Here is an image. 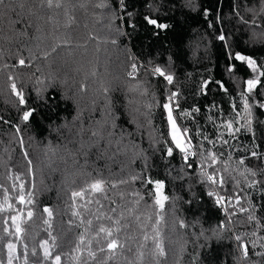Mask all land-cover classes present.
Wrapping results in <instances>:
<instances>
[{
  "label": "trees",
  "instance_id": "1",
  "mask_svg": "<svg viewBox=\"0 0 264 264\" xmlns=\"http://www.w3.org/2000/svg\"><path fill=\"white\" fill-rule=\"evenodd\" d=\"M101 2L106 6L99 7ZM262 8L264 0H62L60 7L55 0L52 7L46 0H4L0 261L8 264L11 242L12 264H55L56 255L61 264H264V256L256 254L264 252V77L246 93L245 82L256 73L235 59L240 53L258 66L264 61ZM146 18L169 27L156 28ZM133 63L137 71L128 76ZM157 66L174 76L172 83L153 73ZM9 76L26 105L12 93ZM173 92L179 104L174 117L197 153L187 159L171 138L163 108ZM29 109L35 111L25 122L22 115ZM227 121L233 122L231 132ZM211 153L215 163L206 159ZM217 170L223 185L203 175ZM97 179L106 182L103 193L72 198ZM155 181L163 182L161 191L169 197L163 209L155 202ZM210 191L224 196L225 204H217ZM20 213L16 223L23 231L17 234L11 217ZM101 226L113 229L121 244L112 259L111 237L97 235ZM156 227L166 256L154 255ZM235 235L249 245L246 259ZM44 240L49 258L43 255Z\"/></svg>",
  "mask_w": 264,
  "mask_h": 264
},
{
  "label": "snow or ice",
  "instance_id": "2",
  "mask_svg": "<svg viewBox=\"0 0 264 264\" xmlns=\"http://www.w3.org/2000/svg\"><path fill=\"white\" fill-rule=\"evenodd\" d=\"M46 3L49 7L53 6L54 0H46ZM62 3V0H55V6L56 7H60ZM123 3V0H121V4ZM4 4V0H0V5ZM106 5L101 2V4L99 5V7H105ZM261 11H264V8L261 9ZM147 22L153 26H155L156 28L159 29H167L169 27L168 24L165 23H159L157 19H152V18H146ZM253 23H255V21H253ZM255 35V33H254ZM264 35V34H262ZM220 40H225L224 36H220L219 37ZM115 42V41H113ZM52 51H55V47L52 49ZM43 55L45 57H47L48 55H50L49 52H44ZM235 59L239 60V61H243L247 64V66L252 70V72L256 73V76L254 78H250L246 80V93H251L253 92L254 89L257 88L258 85H261V77H264V61L261 62V64L258 66L257 61L255 59H253L251 56H245V55H241L240 53H236L235 54ZM20 65H24L25 64V60L24 59H20L19 60ZM233 69L230 68L229 71H232ZM137 71V65L135 63H133L131 65V71H129L127 73L128 76H134L135 73ZM153 73L154 74H158L159 76L165 78L167 80L168 83H172L174 80V76L169 73L166 72V70L164 68H161L159 66L155 67L153 69ZM9 80L12 81L10 84V88L12 93L18 98V103L20 105H26L27 101L25 100V95L24 92L19 90L17 88L16 82H15V78L9 76ZM37 83H39V81H37ZM219 84V86L221 88H223V90L225 92H227V89L224 88V85L222 82H217ZM209 84V81H205L204 85H203V89H206L207 86ZM103 91L105 93H107L109 91V89L107 87L103 88ZM246 93H241L242 96H246ZM178 93H171L168 98H167V102L163 104V108L167 110V116H168V121L171 125V135H172V140L175 141L176 143V147L180 149L181 152L185 153V159H187V153L189 152V149H192L194 147V145H192L191 143L187 142L185 139H183L184 133L181 131V129L179 128V126L177 125V121L175 119V117L173 116V101L177 98ZM215 106V105H213ZM261 107H264V104L260 105ZM176 108H179V104L177 103L175 105ZM233 107H235V105H233ZM34 109H29V110H25L23 112L22 115V119L23 121L27 122L29 121V119L33 116L34 113ZM195 111H199V109H195ZM244 111L247 113V118H248V123H247V127L249 130H251V124L252 121L250 119L252 113H251V106L248 103V100L245 99V103H244ZM182 115H188L185 113H181ZM237 115H239V113H237ZM226 127L229 129V131L231 132L233 130V122L232 121H227L226 122ZM17 132L20 131L19 127L17 126L16 129ZM186 131V130H185ZM236 132L240 131L239 128L235 129ZM93 135H97V133H93ZM22 143V140H21ZM224 143H227V141H224ZM168 154L171 155L172 154V149L169 148L168 149ZM197 153L195 151L191 152V155L195 156ZM25 156H27V152L24 153ZM253 156H257L258 153L256 152H252ZM206 159H211L213 163L216 162L217 157L215 153H211L210 157H207ZM29 164H31V161H28ZM241 163H243V161H241ZM191 166V165H189ZM255 173H253L254 175ZM203 175L206 177V179L208 181L211 182V184L215 185V184H219V185H223L225 184V177L222 174L218 175V170L214 171L212 174H208L207 172H204ZM132 180H136L138 179V177L133 176L131 177ZM128 181L125 180H121L119 181V183L124 184L127 183ZM105 181L103 179H97L94 182H92L91 184H88L86 188H82L80 191H74L72 192V198L75 199L77 197H84L85 196V192L87 191H91L93 193H103L105 191L104 185H105ZM149 183H152V181H149ZM0 187H3L2 185H0ZM21 189H23V184L20 185ZM164 185L162 181H155V188H156V204L163 209L164 208V204L165 201H167L169 199L168 196L164 195L163 192L161 191L163 189ZM6 191V190H5ZM209 196H215L216 197V203L223 206L225 204V197L218 195L215 191H210L208 193ZM239 197H236V203L237 205H239ZM19 200L21 203H25V198L24 195L21 194L19 196ZM28 202H31V200L29 199ZM8 207H11V204L8 205ZM0 211H3V207L0 206ZM45 212L48 213V216L51 217L52 212L51 209L45 208L44 209ZM112 211H115V209H112ZM225 211L227 212V208H225ZM239 211L240 212H246L248 211V209L244 208V207H239ZM23 215V213L18 214L17 216H12L11 219L14 223H16L17 221L20 220L21 216ZM74 215H79L78 212L74 213ZM33 216V212L31 210H29L27 212V217L30 219ZM150 219V217H149ZM249 219H254V217L249 216ZM163 220V216H160L159 219L156 221V224L159 225L160 221ZM45 223H48V221H45ZM87 223L89 225L92 224L91 220H88ZM120 221L117 220L116 224L119 225ZM179 224L181 227H186L185 223L183 220L179 221ZM5 231H7V229H5ZM15 231L17 234L21 233L23 231V229L20 227L19 223H16V228ZM155 231V235L153 236V241L155 243V250H154V255L156 256H166L167 253L165 251V247H164V241L162 238V234L159 230V227H156L154 229ZM116 232H119V228L116 229ZM100 233H105L106 234V238L107 237H111V239L109 240V242L107 243V249L109 251V256L108 259H112V257L115 255L116 250L118 248L121 247V244L119 242V240L117 238H115L113 236V229L111 228H105L103 226L100 227L99 232L97 233V235H99ZM253 235H255V233H253ZM53 240H55V237H52ZM81 241H83L84 237L81 236L80 237ZM145 240H148V236L145 235L144 236ZM234 239L237 241L238 247L241 250V258L246 259L249 255V245L247 242H245L244 237L242 235H235ZM91 243V242H89ZM252 246L255 247L256 246V241L253 240L252 242ZM262 248H264V244L260 245ZM27 246L25 245V248ZM41 247L44 249L43 255L45 258H49L52 256V253L49 249L48 246V241L44 240L41 244ZM7 248H8V264H12V261L14 258H16L15 256V249H16V245L9 242L7 244ZM101 252H104L105 249L104 248H100L99 249ZM76 251H79V245H77ZM36 249H33V254L35 255ZM257 255L260 256H264V252H260V253H256ZM90 258H95L96 253L92 252L91 250H89L88 253ZM140 257H143V253H140ZM78 259V257H77ZM54 261L55 264H61V256L60 255H56L54 257ZM0 264H3L2 261H0ZM105 264H107V262H105Z\"/></svg>",
  "mask_w": 264,
  "mask_h": 264
},
{
  "label": "rangeland",
  "instance_id": "3",
  "mask_svg": "<svg viewBox=\"0 0 264 264\" xmlns=\"http://www.w3.org/2000/svg\"><path fill=\"white\" fill-rule=\"evenodd\" d=\"M173 108H174V111H175L176 107H175V103H174V101H173ZM173 116H174V114H173ZM168 122H169V121H168ZM168 125H169V133H170V135H171V125H170V123H168ZM177 125L179 126V128L181 129V131L184 133L183 139H185L187 142H190V141L188 140V138H187V136H186L184 130L182 129V127L179 125L178 122H177ZM171 138H172V135H171ZM173 142L175 143V141H173ZM175 145H176V143H175ZM189 150L192 151L193 148H192V149H189Z\"/></svg>",
  "mask_w": 264,
  "mask_h": 264
},
{
  "label": "built area",
  "instance_id": "4",
  "mask_svg": "<svg viewBox=\"0 0 264 264\" xmlns=\"http://www.w3.org/2000/svg\"><path fill=\"white\" fill-rule=\"evenodd\" d=\"M192 151H194V150H192ZM191 150H189V152L187 153V154H190L191 152H192ZM200 165H198V167H199Z\"/></svg>",
  "mask_w": 264,
  "mask_h": 264
}]
</instances>
